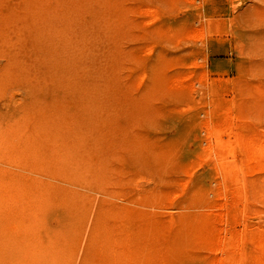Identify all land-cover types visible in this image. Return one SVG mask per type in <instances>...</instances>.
I'll return each mask as SVG.
<instances>
[{
	"label": "rangeland",
	"instance_id": "374dc122",
	"mask_svg": "<svg viewBox=\"0 0 264 264\" xmlns=\"http://www.w3.org/2000/svg\"><path fill=\"white\" fill-rule=\"evenodd\" d=\"M80 1L33 28L0 6V264H264L239 240L264 232V0ZM203 211L216 239H135Z\"/></svg>",
	"mask_w": 264,
	"mask_h": 264
},
{
	"label": "bare ground",
	"instance_id": "6f19581e",
	"mask_svg": "<svg viewBox=\"0 0 264 264\" xmlns=\"http://www.w3.org/2000/svg\"><path fill=\"white\" fill-rule=\"evenodd\" d=\"M3 1V0H2ZM11 1V0H10ZM15 1V0H14ZM70 1V0H69ZM83 1V0H82ZM82 1H80V3H82ZM46 2V0H19L18 2H16L15 4H14V7H13V3H10V2H8L7 1V3L9 4H12V6H10V5H7L6 4V2L4 1V3H5V5H7V6H10L9 8L7 7L6 8V6L4 5L3 6V8L4 9H6V10H4L5 12H3L4 14H3V16L1 15V11L3 10V8L2 7H0L1 9V13H0V15L4 18V21L3 20H1V21H3V24L4 23H9V21L11 20V21H13L12 19L13 18H15V16H16V14H19L20 13V11H22V12H25L23 15H24V17L27 19V21L25 22V24L27 23V22H31V25H30V27L31 28H33V26H34V24H35V21L33 20V18H34V16H36V15H38V13H40V11H41V13L44 11V9H47V10H50V7H48L47 8V6L45 5V4H47V3H45ZM85 2V1H84ZM0 3H1V1H0ZM3 3V4H4ZM89 4H94V2H88ZM97 3V2H96ZM2 4V5H3ZM88 4V5H89ZM2 5H0V6H2ZM43 7H42V6ZM84 5V4H83ZM68 6H70V5H68ZM67 6V7H68ZM82 6V5H81ZM96 6V4H94L93 5V7H95ZM98 6V5H97ZM13 7V8H12ZM42 8V9H41ZM57 8V7H56ZM84 8V7H83ZM96 8V7H95ZM22 9V10H21ZM54 11H55V9H54ZM58 11H60V10H58ZM75 11H78L79 12V10H77V9H75ZM37 12V13H36ZM46 12V11H45ZM82 12V11H81ZM51 13V12H50ZM65 13H67V11L65 12ZM83 13V12H82ZM96 13H97V11H96ZM52 14V13H51ZM73 14V13H72ZM77 14V13H76ZM75 14V15H76ZM74 15V16H75ZM22 16V15H21ZM40 16V15H39ZM13 17V18H12ZM23 17V16H22ZM38 17V16H37ZM95 17H99L98 15L97 16H94V19H95ZM19 18H20V16H19ZM65 18H69V17H67V16H65ZM21 19V18H20ZM29 19L31 20V21H29ZM96 19H98V18H96ZM25 20V19H24ZM15 21V20H14ZM34 21V22H33ZM24 23V22H23ZM37 24V23H36ZM10 25V24H9ZM27 25V24H26ZM38 25V24H37ZM91 25H93V24H91ZM20 26V25H19ZM22 29V28H21ZM95 29V28H94ZM83 30V29H82ZM25 31V30H24ZM95 31V30H94ZM25 34V33H24ZM68 36V35H67ZM64 38V37H63ZM65 39H67V38H65ZM29 44V43H28ZM35 46V45H34ZM53 98V97H52ZM51 98V99H52ZM62 99V98H61ZM48 101V100H47ZM51 101V100H50ZM51 103V102H50ZM76 103V102H75ZM86 105H88V103L86 104ZM90 107V106H89ZM51 108V107H50ZM48 109V108H47ZM53 109V108H52ZM51 109V110H52ZM43 110V109H42ZM41 110V111H42ZM50 110V109H49ZM47 111V110H46ZM52 111H54V110H52ZM55 113H56V111H54ZM63 112V111H62ZM48 114V113H47ZM60 114H61V111H60ZM59 115V114H58ZM57 115V113H56V116H58ZM55 116V117H56ZM61 116V115H60ZM49 117V116H48ZM55 117H54V120L53 121H55ZM62 118V117H61ZM89 119V118H88ZM41 120V119H40ZM56 120H58V119H56ZM80 120V119H79ZM84 120V119H83ZM52 121V122H53ZM91 121V120H90ZM56 122V121H55ZM50 124V123H49ZM59 123H57V125H58ZM61 124V123H60ZM64 124V123H63ZM83 124V123H82ZM44 125V127H45V124H43ZM79 125V124H78ZM56 126V125H55ZM59 126H61V125H59ZM43 127V128H44ZM42 128V129H43ZM59 128V127H58ZM61 128H62V126H61ZM27 129V128H26ZM30 129V128H29ZM49 129H50V127H49ZM75 129V128H74ZM80 129V128H79ZM20 130V128L19 127H12V128H10V130L8 131V133H14V132H18ZM30 130H32V129H30ZM45 130V129H44ZM62 130V129H61ZM69 130V129H68ZM66 131H67V129H66ZM76 130H74L73 132H75ZM38 132H39V130H38ZM45 132V131H44ZM43 132V133H44ZM49 132V131H48ZM68 132H70V131H68ZM66 133V132H65ZM72 133V132H71ZM67 134V133H66ZM74 134V133H73ZM73 134H72V136H73ZM58 135V134H57ZM71 135V134H70ZM88 135V134H87ZM67 136H69V135H67ZM75 136V135H74ZM76 136H77V133H76ZM75 136V138H77ZM101 136V135H100ZM260 136V135H259ZM13 137H15V135H13ZM70 137V136H69ZM84 137H86V136H84ZM89 137V136H88ZM238 137H240V136H238ZM261 137V136H260ZM53 138V137H52ZM80 138H82V137H80ZM104 138H106V137H104ZM255 138H257V137H255ZM254 138V139H255ZM84 139V138H83ZM103 139V138H102ZM249 139V138H248ZM251 139V138H250ZM104 140V139H103ZM246 140V139H245ZM89 141V140H88ZM256 141V140H255ZM84 142H85V140H84ZM86 142H87V140H86ZM92 142V141H91ZM248 143H247V145H248V148H250V150L252 149L253 151L251 152V154H253V155H257V154H264V145H262V146H260L259 145V147H258V142H260V141H256L257 143H251L252 142V140L250 141H247ZM102 143V142H101ZM101 143H100V145H101ZM250 143V144H249ZM261 143V142H260ZM14 144L15 145H17V148L16 149H19L20 148V138H17V142H14ZM91 144V143H90ZM242 145V144H241ZM239 146V147H241L242 148V146ZM246 145V143L244 144V146ZM250 145V146H249ZM11 146V145H10ZM87 146H88V144H87ZM94 146V145H93ZM69 147V146H68ZM89 147H91V146H89ZM95 147V146H94ZM98 148H99V146H97ZM57 148V147H56ZM70 148V147H69ZM69 148H67V150H69ZM76 148V147H75ZM246 148V150H247V146L245 147ZM244 148V149H245ZM91 149H92V147H91ZM95 149V148H94ZM76 150H78V149H76ZM75 150V151H76ZM97 151H96V153L98 152V149H96ZM102 150V149H101ZM104 150V149H103ZM246 150H244V151H246ZM100 151V150H99ZM242 151V150H241ZM240 151V152H241ZM248 152H249V149L247 150ZM14 153H11V155L10 156H8V158H10V159H12L13 160V158L15 159L16 157H18L19 156V153H15V151H13ZM21 152V151H20ZM250 152H249V154L247 153V152H245L246 154H248L247 156L248 157H250V156H253V155H251L250 154ZM24 153V152H23ZM70 153H71V151H70ZM99 153V152H98ZM103 153V152H102ZM243 153V152H242ZM255 153V154H254ZM57 154V153H56ZM21 155V154H20ZM88 155V154H87ZM250 155V156H249ZM94 156V155H93ZM102 156V155H101ZM259 156V155H258ZM261 156V155H260ZM247 157V158H248ZM43 158V157H42ZM67 158V157H66ZM99 158V157H98ZM253 158V157H252ZM262 158H264V157H262ZM21 159V158H20ZM256 159V158H255ZM26 161H29V163L30 162H32V163H34V164H37V160L36 159H34V156L33 157H29V158H26L25 159ZM248 161V163H249V161H250V159H247ZM257 160V159H256ZM19 161V160H18ZM41 161V160H40ZM39 161V162H40ZM47 161H49V160H47ZM57 161V160H56ZM222 161V160H221ZM252 162H253V159L251 160ZM260 161H261V159H260ZM262 161H264V159H262ZM38 162V163H39ZM216 162V161H215ZM225 162H226V160H225ZM228 162V161H227ZM226 162V163H227ZM251 162V163H252ZM254 162H255V160H254ZM23 163V162H22ZM31 163V164H32ZM56 163V162H55ZM106 163H107V160H106ZM223 161L221 162V165L223 166ZM235 163V162H234ZM250 163V164H251ZM256 163V162H255ZM24 164V163H23ZM49 164V163H48ZM220 164V163H219ZM249 164V165H250ZM27 165V164H26ZM225 165V164H224ZM235 165V164H234ZM233 165V166H234ZM247 165V164H246ZM29 166V165H28ZM218 166V165H217ZM30 167V166H29ZM37 168V167H36ZM40 168V167H39ZM223 168V167H222ZM225 168V167H224ZM230 168H231V166H230ZM233 168V167H232ZM232 168H231V170H232ZM25 169V168H24ZM110 169V168H109ZM226 169V168H225ZM224 169V170H225ZM103 170V169H102ZM48 171V170H47ZM58 171V170H57ZM227 171V170H226ZM110 172V171H109ZM4 173V172H3ZM42 173V172H41ZM229 173H230V169H229ZM99 174H101V173H99ZM104 174V173H103ZM228 174V173H227ZM231 174H233L234 175V173L232 172ZM5 175V174H4ZM223 176H225V175H223ZM97 177V176H96ZM100 177V176H99ZM242 177H244V176H242ZM230 178V177H229ZM259 178V177H258ZM102 179V178H101ZM105 179V178H104ZM8 180V179H7ZM230 180V179H229ZM247 180V179H246ZM256 180H258V179H256ZM103 181V180H102ZM242 181H243V179H242ZM34 182H35V180H34ZM110 182V181H109ZM238 182V181H237ZM236 182V183H237ZM31 183V182H30ZM33 183V182H32ZM243 183V182H242ZM246 183V182H245ZM250 184H251V182H249ZM257 184V181H254V184ZM252 184H253V182H252ZM2 185V184H1ZM23 185V184H22ZM244 185V184H243ZM6 187V186H5ZM23 187V186H22ZM247 187V186H246ZM25 188V187H24ZM245 187H243V189H244ZM1 191V190H0ZM199 191V190H198ZM251 191V190H250ZM40 192V191H39ZM253 192V191H252ZM8 191H6L5 193H4V195H3V197H6V199H8ZM198 193V192H197ZM200 193V192H199ZM244 193H245V195H246V192L244 191ZM2 194V193H1ZM195 194V193H194ZM194 194H191V195H194ZM252 194V193H251ZM254 194V193H253ZM252 194V195H253ZM216 196H220L219 194H217ZM2 197V198H3ZM14 197H15V195H14ZM188 197H189V195H188ZM188 197H187V199H188ZM244 197V195L242 196V198ZM244 199H245V197H244ZM10 200V199H9ZM14 200V199H13ZM13 200H11V201H13ZM3 202H4V200H3ZM5 203V202H4ZM11 203V202H10ZM9 203V204H10ZM15 204V203H14ZM234 205V204H233ZM252 205V204H251ZM116 206V205H115ZM9 207V206H8ZM7 208V207H6ZM209 208V207H208ZM11 209V208H10ZM110 211V210H109ZM9 212V211H8ZM88 212V211H87ZM97 212V211H96ZM182 213V212H181ZM206 213V212H205ZM204 213V211L203 212H198V213H196V214H193V213H187V212H185L184 214H183V216L181 215L180 217H171V219H169V222H166V223H164V222H161V225H159L158 224V222H156L155 224H153V225H151L152 224V219L151 218H149V217H147V218H149L146 222H144L143 220H138L137 221V223L138 224H136L137 226H135L136 227V232H135V234H136V237H135V239L136 240H141V241H151V240H157V242H158V240H163V239H165L166 237L167 238H169V239H166V240H170V241H173V243L174 244H178V243H185V242H189V241H205V240H208V237L210 238V240L211 239H216V237H217V235H216V226H215V224H214V220H215V218H214V216H209L208 214H205ZM86 214V213H85ZM102 215H103V213H102ZM83 216V215H82ZM81 216V217H82ZM207 217V218H206ZM5 219H6V217H5ZM96 219H99L100 220V222H101V219H100V217L98 218H96ZM144 219H146V218H144ZM210 219H213V221L212 220H210ZM99 220H95V222H97V221H99ZM209 220V221H208ZM142 221H143V223H142ZM82 222V221H81ZM98 223V222H97ZM102 224H101V230H100V232H99V235L97 234V236L101 239L100 240V242L102 241V242H104L103 244L105 245H107V244H110V245H112V246H114L115 245V243H116V237H114L113 236V232H112V227L110 228V226H109V229H107V227H108V223H109V220L107 221V220H105V217L104 218H102V222H101ZM110 224H111V222H110ZM94 225L96 226V224L94 223ZM113 225V224H112ZM132 225V224H131ZM14 226V225H13ZM13 226H11L12 228H13ZM100 226V225H99ZM114 226V225H113ZM126 226V225H125ZM79 227V226H78ZM82 227V226H81ZM115 228H118V227H116V226H114ZM126 227H128V226H126ZM106 228V229H105ZM95 229H96V227H95ZM150 230H151V232H153V234H155V235H158V237H155V236H153V237H151L150 236V234H149V232H150ZM210 230H211V232H210ZM95 231V230H94ZM15 232V231H14ZM93 232V231H92ZM251 232L252 231H250V229L249 230H244L243 231V234L242 235H240L241 237H240V239L239 240H242V242L244 243H251V244H253V243H259V244H262V245H264V232H262V233H260V234H251ZM95 233H97V231L95 232ZM95 233H94V235H95ZM33 234V233H32ZM159 234H161V236H159ZM162 234H164V235H166V234H168V236H164V235H162ZM207 235V236H206ZM5 236V235H4ZM150 236V237H149ZM214 236H216V237H214ZM93 236H91V238H92ZM220 238V237H219ZM12 239V238H11ZM97 239V238H96ZM221 239V238H220ZM219 239V240H220ZM90 240V239H89ZM95 240V239H94ZM231 240V239H230ZM10 241V240H9ZM12 241V240H11ZM68 241V240H67ZM140 241V242H141ZM73 242V241H72ZM89 242V241H88ZM94 242V241H93ZM99 241H98V243H100ZM102 242H101V244H102ZM241 242V241H240ZM67 243H69V241L67 242ZM224 243V242H223ZM77 244V243H76ZM145 244V243H144ZM72 245V244H71ZM88 245V244H87ZM95 245V244H94ZM69 246H70V244H69ZM73 246V245H72ZM83 246H84V244H83ZM109 245H107V247H108ZM106 247V246H105ZM104 247V248H105ZM109 247H111V246H109ZM262 247H264V246H262ZM262 247H261V249H262ZM90 248V247H89ZM93 248V247H92ZM109 249H111V248H108V249H106L107 251L109 250ZM85 250V249H84ZM90 250H93V249H90ZM101 250H102V248H101ZM101 250H100V252H101ZM94 251V250H93ZM99 251V250H98ZM112 250H109V252H106V253H110ZM115 251V250H114ZM91 252V251H90ZM116 252V251H115ZM114 252V253H115ZM105 253V254H106ZM114 253L113 254H111V255H109L110 257H112L113 259H115V255H116V253H115V255H114ZM101 254H103V253H101ZM104 255V254H103ZM107 255V254H106ZM105 255V257H107ZM95 257H96V255H95ZM112 258H109V257H107V258H105L106 260H107V263H111V259ZM105 259H101L102 260V262H104L105 261ZM104 260V261H103ZM95 261V260H94ZM99 261V260H98ZM101 262V263H102ZM104 264V263H103Z\"/></svg>",
	"mask_w": 264,
	"mask_h": 264
}]
</instances>
